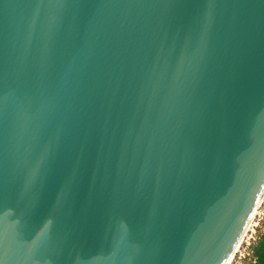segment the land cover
Segmentation results:
<instances>
[{
    "label": "water",
    "instance_id": "1",
    "mask_svg": "<svg viewBox=\"0 0 264 264\" xmlns=\"http://www.w3.org/2000/svg\"><path fill=\"white\" fill-rule=\"evenodd\" d=\"M264 196V0H0V264H228Z\"/></svg>",
    "mask_w": 264,
    "mask_h": 264
},
{
    "label": "rangeland",
    "instance_id": "2",
    "mask_svg": "<svg viewBox=\"0 0 264 264\" xmlns=\"http://www.w3.org/2000/svg\"><path fill=\"white\" fill-rule=\"evenodd\" d=\"M264 235V201L232 264H257L256 249Z\"/></svg>",
    "mask_w": 264,
    "mask_h": 264
},
{
    "label": "bare ground",
    "instance_id": "3",
    "mask_svg": "<svg viewBox=\"0 0 264 264\" xmlns=\"http://www.w3.org/2000/svg\"><path fill=\"white\" fill-rule=\"evenodd\" d=\"M263 201H264V196H263V198H262V200H261V202H260V204H259V206H258V208H257V210H256V212H255V214H254V216H253V218H252V220H251V222H250V224H249V226H248V228H247V230H246V232H245V234H244V236H243V238H242V240H241V242L239 243V245H238L236 251L234 252V254H233V256H232V258L230 259V261H229L228 264H232V261H233L234 257L236 256V253L239 251V249H240V247H241V245H242V243H243V241H244L246 235L248 234V231L250 230V228H251V227L253 226V224H254V221H255V219H256V216H257V214H258V212H259V208L261 207Z\"/></svg>",
    "mask_w": 264,
    "mask_h": 264
},
{
    "label": "trees",
    "instance_id": "4",
    "mask_svg": "<svg viewBox=\"0 0 264 264\" xmlns=\"http://www.w3.org/2000/svg\"><path fill=\"white\" fill-rule=\"evenodd\" d=\"M257 252V264H264V235L259 246L256 249Z\"/></svg>",
    "mask_w": 264,
    "mask_h": 264
}]
</instances>
